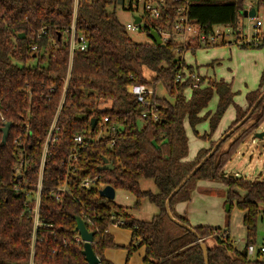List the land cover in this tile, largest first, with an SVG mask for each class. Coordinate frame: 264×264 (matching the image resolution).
I'll return each instance as SVG.
<instances>
[{"label":"trees","instance_id":"trees-1","mask_svg":"<svg viewBox=\"0 0 264 264\" xmlns=\"http://www.w3.org/2000/svg\"><path fill=\"white\" fill-rule=\"evenodd\" d=\"M119 1L78 0L75 24L87 48L75 51L70 60L62 36L72 19L73 0H0V128L4 123L11 125L7 142L0 147V264H86L81 255L83 243L74 231L77 217L93 233L91 248L99 264H112L103 253L118 247L107 234V227L115 223L130 232L128 257L141 247L144 264H205L200 243L208 238L214 245L206 246L207 264H264V257L250 259L246 250L255 244L256 226L264 218V179L247 182L224 174L237 148L264 123V97L238 129L251 120L252 124L224 151L221 146L229 137L223 141L170 199L172 217L195 235L170 219L165 203L216 144L199 149L189 161L185 125L194 131L199 123L208 121V133L195 135L205 141L233 105L235 120L227 131L232 129L264 93V72L258 89L245 96L244 110L232 101L231 85L222 80L213 82L198 75L196 89L191 79L176 83L180 69H185L176 53L182 47L173 42L163 46L135 43L117 20ZM166 4L163 16L169 21L184 6L180 1L167 0ZM187 4L188 20L206 39L212 37L215 26L235 30L245 11L244 0H190ZM253 7L255 12L264 9V0H257ZM162 24L147 21L142 32L148 36L149 29ZM263 44L264 39L240 47L259 49ZM144 69L153 72L151 83L145 79ZM185 70L195 73L191 67ZM152 83L160 84L169 98L154 94L145 107L128 93L132 84ZM187 90L191 91L188 98ZM214 94L218 102L215 113L201 115ZM150 111L157 121L141 118ZM92 120L97 122L93 130ZM1 135L0 131V141ZM49 135L54 142L42 168L39 224L33 232L35 185ZM76 135L86 145L71 171L69 154ZM104 160L112 169L100 170ZM20 161L26 168L19 175L15 169ZM85 179L95 181L89 189L80 187ZM143 180H152L157 192L143 191L139 185ZM200 181L223 184L226 205L231 207L235 201L243 213L247 242L242 251L233 247L226 231L192 227L187 218L173 213L172 206L187 201ZM63 185L66 192H58ZM104 186L131 194L134 209L146 199L158 213L148 222L136 220L113 200L99 197Z\"/></svg>","mask_w":264,"mask_h":264},{"label":"rangeland","instance_id":"rangeland-1","mask_svg":"<svg viewBox=\"0 0 264 264\" xmlns=\"http://www.w3.org/2000/svg\"><path fill=\"white\" fill-rule=\"evenodd\" d=\"M245 1L253 5L257 3V0H244V2ZM129 7L128 0H125L123 6L117 5L115 9L117 20L123 26L129 23L133 24V18L137 15L136 12H130ZM112 10L113 6L110 8V11ZM138 14H142L141 6H139ZM263 15L264 9L261 7L258 9L256 17L261 18ZM255 20L256 18L248 17L242 19V32L244 36L247 35L249 40L252 35L257 32V29L254 28ZM146 22H144L143 25H146ZM213 30L214 32L223 31L225 34L230 35V41L232 40L233 35L230 34V28L215 26ZM262 32L264 33V26L262 29L258 30V33ZM263 33L261 34L260 40L264 39ZM128 37L135 43H150V38L143 32H130L128 33ZM191 49L185 51L181 56L185 69L186 67H191L195 73L198 69L199 74L204 75V77L213 80L224 79L227 81L234 91L232 101L240 107L246 104L245 96L247 93L258 89L259 78L264 71V44L259 49H242L232 40L229 44H218L213 47L196 45L192 46ZM143 71L145 79L148 83H151L153 72L148 69H144ZM152 85H154L155 96L157 98H169L166 90L161 87L160 84L152 83L150 87H152ZM190 94L191 91L187 90L186 96L190 97ZM217 103V96L214 94L207 108L210 115L215 113ZM234 116V107L231 105L221 117L222 119L218 124V131L226 129L233 123L232 121L235 119ZM252 122L253 120L249 121L243 128L232 132V135L229 136L228 140L221 146V150H226L228 146L241 135V132L252 124ZM230 126H232V124ZM230 126L221 133V135L214 136L212 134L211 137L207 136L205 141H207L208 144L205 149L209 148L210 143H215L224 136L223 134L228 132L227 130ZM263 130L264 123L237 148V152L224 167V174L226 177L234 176L235 178L243 179L247 182L264 179V140L260 141L255 138V134ZM185 131L189 141L187 159L193 161L198 153L197 151L200 148H204L206 145L204 140L198 139L195 135H202L204 132L208 133L209 125L208 122L199 123V125L194 128V131H192L186 124ZM195 185L196 192L186 208L189 224L192 227L210 226L226 231L232 243L238 240L235 246L232 244L233 247L238 251H242L247 242V236L243 226V213L238 209L235 201L229 211H225L227 188L221 183L214 185L207 181H200L195 183ZM140 187L143 191L157 192L156 186H154L152 180L141 181ZM113 202L122 206L132 218L140 221H151L152 216L158 213L157 207L153 203H149L146 199H142L140 201V207L134 209V197L121 189L115 192ZM110 231L113 237H115L116 242L121 245H117V248L108 249L104 253L106 258L110 259L113 264H144L142 261L144 253L141 247L131 252L132 254L128 257L126 247L129 246L131 237L127 229L119 227L117 229H111ZM254 240L255 246L264 243V218H262L256 226ZM213 245V240L208 238L205 242V246L211 248Z\"/></svg>","mask_w":264,"mask_h":264},{"label":"built area","instance_id":"built-area-1","mask_svg":"<svg viewBox=\"0 0 264 264\" xmlns=\"http://www.w3.org/2000/svg\"><path fill=\"white\" fill-rule=\"evenodd\" d=\"M167 0H128L129 2V11L132 13H137L136 17L139 19L140 23H135L134 18H133V24L129 23L124 26V29L126 33L130 32H142L143 28V23L146 21H156V22H162V25H156L152 30H154L157 33L158 38L161 40V46L169 44L171 42L177 44L178 46L182 47V50L180 53L177 51L176 53L178 56H182L185 51L188 49H191L192 46L200 45L203 47H208V46H214L218 44H229L232 40L234 43L238 44L239 46L241 45H246L248 43H252L253 45L259 44L262 40L261 34L263 33H258L259 29H262L264 26V15L261 16V18H258L254 15L252 18H256L254 28L257 29V32L252 35L250 40L247 38V35H243V26L241 24V21L239 20L238 25L235 30L231 29L230 34L233 35L232 40L230 41V35L225 34L223 31L222 32H213L212 37L209 38H204L203 36H200L198 33L199 27L196 25H193L190 23V21L187 18L186 15V5L190 0H170L172 2H182L184 4L183 7H179L175 11V16L171 21L168 20V18L165 19L163 16V11L164 9H167ZM125 0H122V4H124ZM77 4L78 0H73V10H72V19L70 22V25L67 26L64 29V33L62 36V40L64 41L63 45H66L68 48V54L70 57V60H72V54L75 51H84L87 48V42L84 39L83 35L77 34V29H76V24H75V18H76V13H77ZM139 6H141V13L138 14L139 11ZM42 34H45L42 32ZM264 35V33H263ZM150 43L155 44L154 41L150 38ZM35 48H32L34 50ZM181 72L178 73L176 76V83L181 84L184 80L186 79H191L193 81V89L198 88L196 86V83L198 81V75L195 73H190L184 68L180 69ZM153 87V85H152ZM150 85L144 86V85H131L128 88V93L133 95L137 102L140 104H143L145 107H149V97L153 96L155 94L154 87L152 88ZM141 118L146 120V119H151L154 121H157V116L154 112H144L141 114ZM106 122V120H104ZM55 125L53 124L51 126V129H54ZM115 130L112 128V131ZM74 139V148L69 154V163H70V168L71 171H74L76 169L78 160H79V155L80 152L83 150L85 144V139L81 135H76L73 137ZM46 143L44 144L43 151H42V160L40 163V168H39V177L38 181L35 185V201L33 204L34 210H33V223H34V228L33 232L36 229L38 223V212H39V199H40V193H41V182H42V168L44 165L45 161V156L48 151V147L51 142H54V139H51L50 135L46 139ZM26 163L25 162H18V166L15 169L16 174L24 173L25 168H26ZM94 180L90 179H85L81 181L80 187L82 189H89L90 186L94 184ZM19 188L15 187V190H18ZM58 192L65 193L66 189L65 186L63 185L62 187L58 188ZM115 227H119V223L112 224ZM34 234L32 236V242L30 243V255L33 253V246H34V240H33ZM79 238V236H78ZM79 241L82 242L81 238L78 239ZM83 243V242H82ZM238 243V240L232 243L234 246ZM247 250V256L248 258L252 259L258 255L261 257H264V243L260 244L258 246H255L254 244L248 245L246 247ZM32 264V263H29Z\"/></svg>","mask_w":264,"mask_h":264},{"label":"water","instance_id":"water-1","mask_svg":"<svg viewBox=\"0 0 264 264\" xmlns=\"http://www.w3.org/2000/svg\"><path fill=\"white\" fill-rule=\"evenodd\" d=\"M119 5H122V0L119 1ZM255 15V10L251 9L250 11L245 10L243 12V18L248 17V18H252ZM134 22L135 23H140L139 19L137 17L134 18ZM149 38H151L154 43L157 46H161V40L160 38H158L157 33L152 30L149 29V34H148ZM21 38H23V35L20 36ZM264 97V93L257 99V102L250 108L248 114L245 116V118L238 122L235 126L232 127V129L230 131H228L227 133L224 134V136H222L218 141H216V144L214 145V147L211 149L210 153L201 160L200 164L197 165L194 170L184 178V180L178 185V187L168 196V199L166 200V211H167V215L170 217V219L174 220L178 225L182 226L183 228L188 229L190 232H192L194 235V231L187 225H183L180 222H178L176 219H174L170 213V209H169V204H170V199L173 197V195H175L185 184V182L192 177L193 175L196 174V172L200 169V166L206 161L208 160L212 155H214L216 153V149L220 146V144L225 141L229 136L232 135V132H234L236 129H238L239 127H241L249 118V115L252 113V111L254 110V108L261 102L262 98ZM92 127L91 129L93 130L95 128L96 125V121L92 120ZM11 128V125L9 123H4L3 126L0 128V131L2 133L1 135V146H4L6 144V139L8 137V133L9 130ZM255 138L258 140H264V130L256 133L255 134ZM112 169V166L110 164H107V161L104 160V165L100 168V170H110ZM99 197L100 198H104L106 200H110L112 201L115 197V190L109 186H104L102 187L101 191L99 192ZM230 207L227 204L225 207V211H229ZM76 227H75V232L78 234L79 238H81L82 242H83V248L81 251V255H83L86 264H99L100 261L98 259V257L94 254L92 248H91V244L94 240L93 238V233L89 232L87 230V228L85 227L84 222L81 221L80 218H76ZM200 249L201 251H203V255H204V259H205V264H207L206 262V258H207V251H206V246L204 243H200Z\"/></svg>","mask_w":264,"mask_h":264},{"label":"crops","instance_id":"crops-1","mask_svg":"<svg viewBox=\"0 0 264 264\" xmlns=\"http://www.w3.org/2000/svg\"><path fill=\"white\" fill-rule=\"evenodd\" d=\"M251 9H254L255 10V8L253 7V4H251L250 2H247V1H245V5H244V10H247V11H250ZM258 12V11H257ZM257 12H255V15L257 14ZM242 19H243V17H241V19H240V21H241V24H243V21H242ZM193 69V68H192ZM195 70V69H194ZM264 72V71H263ZM197 73V74H196ZM196 75H199L200 77H204V75H201V74H199V72H198V69L196 70ZM263 74V73H262ZM262 74H261V76H262ZM261 76H260V78H259V82H260V79H261ZM204 78H206V79H208V80H213V79H210V78H207V77H204ZM220 80H222L224 83H226V84H228L227 83V81H225L224 79H220ZM213 81H219V80H216V79H214ZM259 82H258V84H259ZM229 85V84H228ZM259 87V86H258ZM190 91V90H189ZM232 92L234 93V91L232 90ZM185 95H186V93H185ZM188 98V97H187ZM237 105V104H236ZM239 106V105H238ZM240 107V106H239ZM246 107H247V103L246 104H244V106L243 107H240V108H242L243 110L244 109H246ZM234 111H235V109H234ZM205 113H209L208 111H207V109L201 114V115H204ZM234 118H235V116H234ZM235 120V119H234ZM233 120V121H234ZM232 121V122H233ZM206 122H208V121H206ZM232 124V123H231ZM230 124V125H231ZM229 125V126H230ZM228 126V127H229ZM227 127V128H228ZM226 128V129H227ZM226 129H224V130H222V131H218V126H217V133H216V130H215V133L213 134L214 136H216V135H221V133H223ZM203 134H207L206 132H204ZM205 143H206V145H205V147L204 148H200V149H205L206 147H207V144H208V142L207 141H204ZM199 151V150H198ZM197 151V152H198ZM141 183V182H140ZM219 182H217V183H212V184H214V185H217ZM140 185V184H139ZM196 190V186H195V188L191 191V193H190V197H189V199L187 200V201H184V202H177V203H175L173 206H172V209H173V213L175 214V215H177V216H179V217H182V218H187V220L189 221V218L187 217V210H186V208L188 207V205H189V203H190V200L192 199V197H193V195L195 194V191ZM116 192V191H115ZM151 192V191H150ZM198 192H199V190H198ZM158 209V208H157ZM156 215V214H155ZM154 216V215H153ZM120 227V226H119ZM119 227H115L114 225H109L108 227H107V234H109L111 237H113V235H112V233H111V229H117V228H119ZM113 239H114V243L116 244V245H118V246H120L121 244H118L117 242H116V240H115V237H113ZM108 249H106L105 251H104V253L107 251ZM103 253V254H104ZM105 255V254H104ZM106 258V257H105ZM108 261H110L111 262V260L110 259H108V258H106ZM142 259H143V257H142ZM128 260V259H127ZM126 260V261H127ZM112 263V262H111ZM113 264V263H112Z\"/></svg>","mask_w":264,"mask_h":264}]
</instances>
